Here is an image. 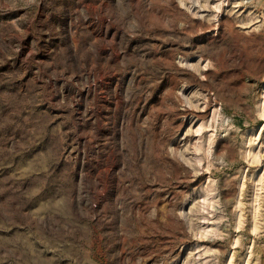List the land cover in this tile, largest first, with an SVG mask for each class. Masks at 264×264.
Here are the masks:
<instances>
[{"label":"rangeland","instance_id":"rangeland-1","mask_svg":"<svg viewBox=\"0 0 264 264\" xmlns=\"http://www.w3.org/2000/svg\"><path fill=\"white\" fill-rule=\"evenodd\" d=\"M0 264H264V0H0Z\"/></svg>","mask_w":264,"mask_h":264}]
</instances>
